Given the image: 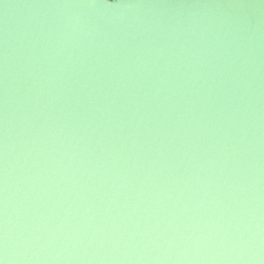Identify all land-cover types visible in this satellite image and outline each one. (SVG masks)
<instances>
[{"label": "clouds", "instance_id": "9594fccd", "mask_svg": "<svg viewBox=\"0 0 264 264\" xmlns=\"http://www.w3.org/2000/svg\"><path fill=\"white\" fill-rule=\"evenodd\" d=\"M0 264H264V0H0Z\"/></svg>", "mask_w": 264, "mask_h": 264}]
</instances>
